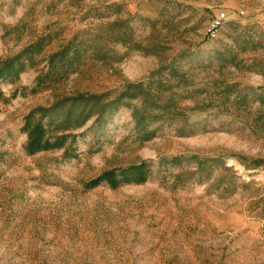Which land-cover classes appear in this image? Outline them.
Listing matches in <instances>:
<instances>
[{
	"label": "rangeland",
	"instance_id": "rangeland-1",
	"mask_svg": "<svg viewBox=\"0 0 264 264\" xmlns=\"http://www.w3.org/2000/svg\"><path fill=\"white\" fill-rule=\"evenodd\" d=\"M38 41L0 80V264H264V0H0V64ZM149 80L154 106L48 122L64 143L27 152L34 108Z\"/></svg>",
	"mask_w": 264,
	"mask_h": 264
},
{
	"label": "trees",
	"instance_id": "trees-1",
	"mask_svg": "<svg viewBox=\"0 0 264 264\" xmlns=\"http://www.w3.org/2000/svg\"><path fill=\"white\" fill-rule=\"evenodd\" d=\"M118 5L117 2L113 3ZM108 40H121V35L114 29V24L109 27ZM78 36L70 39L62 48L53 52L48 60V73L62 72L68 62L71 53L76 56L81 52ZM41 47L38 41L24 48L15 56L4 60L0 64V80L13 77L25 66V60L31 58L32 53ZM66 71V69H65ZM64 71V72H65ZM160 70L155 71L154 73ZM43 75V74H42ZM41 78V75H40ZM152 80L128 83L121 91L112 92H88L66 95L49 106L34 108L26 117L24 128L28 131V139L25 148L28 153H34L41 149H47L62 145L66 137H51L47 134L48 122L56 121V127L70 129L85 123L91 116L102 118L110 115L124 105H129L130 100L140 96L143 109H148L156 104L155 95L151 91ZM3 92L0 89V98ZM137 110V109H136ZM38 115V116H37ZM37 116V117H36ZM150 172V163L147 160L128 167H116L107 170L95 178L91 184L97 185L102 181H108L112 186L121 182H141L147 179Z\"/></svg>",
	"mask_w": 264,
	"mask_h": 264
}]
</instances>
